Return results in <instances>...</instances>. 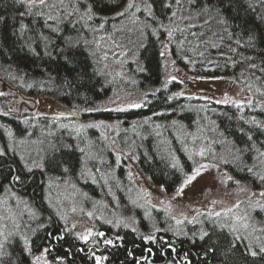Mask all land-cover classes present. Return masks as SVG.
<instances>
[{"label": "trees", "instance_id": "trees-1", "mask_svg": "<svg viewBox=\"0 0 264 264\" xmlns=\"http://www.w3.org/2000/svg\"><path fill=\"white\" fill-rule=\"evenodd\" d=\"M127 3L68 0L60 7L54 0H0V77L25 96L50 97L80 111L95 109L116 80L99 69L91 27L103 20L107 31L111 20L126 13ZM85 15L90 18L84 20ZM126 22L128 27L114 36L128 48L123 70L143 103L94 113L115 122L116 143L165 192L179 185L201 141L202 147L223 151L222 166L230 176L264 189V0H130ZM163 43L174 65L201 77H232L257 97L237 106L177 96V82H162ZM29 121L0 113V193L14 195L26 208L15 227L0 235V264H33L42 252L46 264H96V257H104L103 264H178L180 259L184 264H264L259 246L251 249L242 236L212 219L199 217L174 235L165 213L125 202L133 189L125 163L95 130L72 136L44 117ZM50 182L77 186L87 203L119 208L130 227L109 232L108 224H100L111 244L88 247L71 240L60 232L51 197L45 199Z\"/></svg>", "mask_w": 264, "mask_h": 264}, {"label": "rangeland", "instance_id": "rangeland-1", "mask_svg": "<svg viewBox=\"0 0 264 264\" xmlns=\"http://www.w3.org/2000/svg\"><path fill=\"white\" fill-rule=\"evenodd\" d=\"M21 1L29 4L41 3V0ZM67 1L54 0L60 7H66ZM126 6V13L120 15L117 22L108 19L110 28L107 31L103 30V20H99L95 29L91 27L95 59L99 69L103 68L109 78L116 80H112L110 95L102 104L95 109L76 110L50 97L25 96L12 89L0 77V113L11 115L27 123L30 122L29 120L44 117L53 124L55 129H65L72 136L77 134L85 136L86 128L95 130L113 152L114 157L122 159L125 163L127 175L133 187L131 198L129 193L125 202H131L130 204L135 206L140 205L145 210L153 207L165 213L171 220V230L174 235H179V229L183 228L184 224L197 222L198 218L202 217L214 220L218 226L236 236H242L251 249L252 244L260 248L264 247V189H252L230 176L222 166V150H212L208 146L202 147L200 144L203 141H201L199 145H196L195 151L193 150L191 167L187 172L182 173L179 185L173 191L165 192L161 187L150 183L136 165L130 152L116 143L115 122L98 119L94 115L102 111H126L138 108L133 105L140 107L143 103V95L129 87L128 77L123 70L124 59L130 60L128 48L120 44L114 36L121 26L127 24L125 27H128V20L124 22L126 17L130 18V0ZM132 6H135V9L131 11V14H135L138 7L134 2ZM86 18L90 16L85 15L84 20ZM85 23L88 24L87 21ZM161 55L162 82L163 84L177 82L178 87L175 91L177 96L192 98L206 104L213 102L237 106L250 105L257 97L255 90L232 77H201L174 65L169 58L166 43H163L161 47ZM189 177L195 178L185 183ZM48 186L49 190H45V199L51 197V203L55 208L54 214L62 223L61 229L64 232H60L70 234L71 240L79 241L88 247L101 246V243L106 245L105 241L108 239H105L106 233L100 229V224L104 227L108 224L110 226L108 231L113 232L116 227L128 226L130 223L127 219L121 218L119 208L110 206V209H107L92 201L87 203L85 201L87 197L77 186L74 188L67 182L57 184L50 182ZM6 193V191L0 193V235L2 236L15 227L22 213H26L24 202ZM111 198L115 202L116 197L112 195ZM106 211L113 216L107 217ZM101 233L103 235H100ZM181 234L183 235L184 231ZM85 236L86 240L83 239ZM95 262L97 264L96 259ZM46 263L47 259L43 252L33 257V264ZM103 263L104 257L101 260V264ZM180 263H182L181 259ZM146 264L150 263L147 261ZM162 264L171 263L167 261Z\"/></svg>", "mask_w": 264, "mask_h": 264}, {"label": "snow or ice", "instance_id": "snow-or-ice-1", "mask_svg": "<svg viewBox=\"0 0 264 264\" xmlns=\"http://www.w3.org/2000/svg\"><path fill=\"white\" fill-rule=\"evenodd\" d=\"M41 2H43V0H41ZM133 107H139V105H133ZM0 154H2V153H0ZM194 178L195 177H189V179L187 181H185V183H189ZM17 179H19V177H17ZM217 215H219V214H217ZM100 235H103V234L101 233ZM83 239L86 240L87 237L85 236V237H83ZM105 243L106 244H111L112 241L111 240H106ZM260 252H264V247L260 248ZM251 255L255 256V255H257V253L253 251V252H251ZM101 260H102L101 257H96L97 264H101Z\"/></svg>", "mask_w": 264, "mask_h": 264}, {"label": "bare ground", "instance_id": "bare-ground-1", "mask_svg": "<svg viewBox=\"0 0 264 264\" xmlns=\"http://www.w3.org/2000/svg\"><path fill=\"white\" fill-rule=\"evenodd\" d=\"M213 103V102H212ZM203 150H204V148H203ZM181 261H182V263H180V260L178 261V264H184L183 263V261H184V259H181Z\"/></svg>", "mask_w": 264, "mask_h": 264}]
</instances>
